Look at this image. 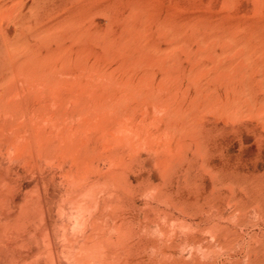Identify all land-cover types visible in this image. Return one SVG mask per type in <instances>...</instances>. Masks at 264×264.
<instances>
[{"label":"rangeland","instance_id":"374dc122","mask_svg":"<svg viewBox=\"0 0 264 264\" xmlns=\"http://www.w3.org/2000/svg\"><path fill=\"white\" fill-rule=\"evenodd\" d=\"M51 4L47 52L30 57L32 67H24L26 53L4 47L1 53L0 174L22 197L19 203L27 192L39 197L41 189L54 221L74 222L75 187L63 174L89 165L85 189L96 193L82 204L98 203V237L112 239V249L102 250L110 264H264V0ZM11 20L0 17L1 45L7 29L14 33ZM5 106L20 115L6 114ZM47 134L54 142L49 164L37 152ZM25 146L33 149L32 164L30 154L18 150ZM15 208L9 203L0 211V224L15 222ZM86 212L84 221L95 214ZM88 225L67 228L74 244L90 233ZM66 232L56 235L67 246L60 258L74 264ZM37 247L46 264L42 239ZM17 255L8 248L0 263Z\"/></svg>","mask_w":264,"mask_h":264},{"label":"bare ground","instance_id":"6f19581e","mask_svg":"<svg viewBox=\"0 0 264 264\" xmlns=\"http://www.w3.org/2000/svg\"><path fill=\"white\" fill-rule=\"evenodd\" d=\"M50 1H53V0H0V17L2 18V17H4V16H7V15H9L11 18H12V20L14 21L15 20V30H14V33L12 32V34H15L14 36H12V34L10 33V30H8L7 29V31H5V33L3 34V37H2V45H1V43H0V66H1V68H2V66H3V60H2V47H4L7 51H9V50H15V52L14 53H16V50L18 51V52H23V53H26V57H27V60L26 61H22V60H20V61H22V62H24V67H32L31 66V62L29 61V58L30 57H32V56H34L35 54L36 55H43V52L45 53V52H47V51H45L48 47H47V45H48V39H49V32H52L53 30H51V31H49V27L51 26L50 25V18H51V15H52V12H53V9H51V7L50 6H52V4L50 5ZM67 0H65V2H66ZM58 2H60V1H58ZM52 3H54V4H56L55 2H52ZM19 4V6H17ZM66 4V3H65ZM15 5L17 6V8H18V10H17V8L15 7ZM64 5V4H63ZM53 6H55V5H53ZM58 7H60L59 6V4L57 5ZM55 8V7H54ZM58 9V8H57ZM56 10V9H55ZM16 11V12H15ZM58 11H59V9H58ZM55 12V11H54ZM13 13H15V15H13ZM63 13V12H62ZM14 16V17H13ZM13 18H15V19H13ZM63 18H65V17H63ZM62 19V18H61ZM10 20V19H9ZM8 20V21H9ZM12 20L10 21V23L12 22ZM3 21V20H2ZM5 21V20H4ZM65 21V20H64ZM11 24H13V22L11 23ZM51 24H53V23H51ZM10 25V24H9ZM8 25V26H9ZM55 25V24H54ZM63 26V25H62ZM67 26V25H66ZM7 28H10V27H7ZM52 28H53V26H52ZM61 29V28H60ZM77 29H79V28H77ZM69 30V29H68ZM75 31V30H74ZM58 32V31H57ZM74 36H75V34H74ZM82 37H83V35H82ZM79 38V37H78ZM85 38V37H84ZM50 40V39H49ZM82 40V39H81ZM84 40V39H83ZM87 40V39H86ZM50 42V41H49ZM47 43V44H46ZM3 48V49H4ZM5 49H4V51H5ZM11 52V54H12V51H10ZM13 53V55H15ZM10 54V56H12ZM7 55H9L8 53H7ZM7 55H5L6 56V58H7ZM18 56V55H17ZM36 57V56H35ZM45 57H47V56H45ZM20 58V57H19ZM43 58V57H42ZM22 59H24V58H22ZM33 59V58H32ZM11 61V63H12V59L11 58H9L8 59V61ZM46 61H47V59H45ZM6 61V60H5ZM46 61H43V63L44 62H46ZM79 61V60H78ZM35 62V61H34ZM39 62H41V60L39 61ZM65 62V61H64ZM16 63V62H15ZM36 63V62H35ZM33 64V63H32ZM38 64V63H37ZM37 64H35V65H37ZM40 64V63H39ZM46 64V63H45ZM8 65H10V64H8ZM42 65V64H41ZM44 65V64H43ZM61 65V64H60ZM71 65V64H70ZM4 66H6V65H4ZM12 66H15L14 64L12 65ZM17 66H19V64L18 65H16L15 67H17ZM38 66V65H37ZM45 66V65H44ZM43 66V67H44ZM15 67H13V68H15ZM22 67V66H21ZM20 67V68H21ZM6 68H8L7 66H6ZM10 68V67H9ZM8 68V69H9ZM13 68H10V69H13ZM42 68V67H41ZM4 69V68H3ZM2 69V70H3ZM16 69V68H15ZM18 69V68H17ZM29 69H32L33 70V68H29ZM38 69V68H37ZM39 69H40V67H39ZM1 69H0V71H2ZM6 70V69H5ZM14 70V69H13ZM9 71V70H8ZM25 71V70H24ZM68 71V70H67ZM3 72H5V71H2V73ZM7 72V71H6ZM11 74H10V76L13 74V72L10 70L9 71ZM16 72H17V70H16ZM20 72V71H19ZM21 72H22V70H21ZM30 72V71H29ZM28 72V73H29ZM32 72V71H31ZM1 73V72H0ZM34 72H32L31 74H33ZM39 73H41V72H39ZM7 74V73H6ZM17 74V75H16ZM36 74V73H35ZM35 74H34V76H35ZM41 74H43V73H41ZM2 75V74H1ZM19 76L18 75V73H15L14 74V76ZM26 75H28V74H26ZM47 75V74H46ZM9 76V77H10ZM23 76H25V75H23ZM44 76H45V74H44ZM8 77V78H9ZM29 75L27 76V78H28V80L30 81V80H32V77H31V79H29ZM39 77H40V75H39ZM46 77V76H45ZM0 78H2V77H0ZM7 78V79H8ZM4 78H2V80H3ZM45 79H47V78H45ZM49 79H50V77H49ZM1 80V81H2ZM40 80V79H39ZM33 81H34V79H33ZM59 82V81H58ZM58 82H56V84L58 83ZM60 83V82H59ZM58 83V84H59ZM35 84V83H34ZM48 84V83H47ZM61 84V83H60ZM62 84H64V83H62ZM1 85V84H0ZM39 86V85H38ZM37 86V87H38ZM41 86V85H40ZM58 86V85H57ZM61 86H63V85H60V87ZM53 87V86H52ZM59 87V86H58ZM64 87V86H63ZM0 88H2L1 86H0ZM45 88V87H44ZM44 88H43V90H44ZM50 88H51V86H50ZM54 89V88H53ZM2 91L1 92H3V89H1ZM18 90V89H17ZM41 90H42V88H41ZM40 90V91H41ZM12 91H13V89H12ZM15 91V90H14ZM39 91V90H38ZM45 92V91H44ZM9 93V92H8ZM8 93H7V95H8ZM12 94V96H13V93H11ZM1 95V94H0ZM15 95V94H14ZM40 95V94H39ZM41 95H43V94H41ZM20 96V95H19ZM1 97V96H0ZM148 97V96H147ZM12 98V97H11ZM13 98H16V95L13 97ZM36 100H37V98H35ZM38 99H41V98H38ZM8 100H10L9 98H8ZM26 100V99H25ZM38 101V100H37ZM6 102V101H5ZM9 102V101H8ZM13 102V101H12ZM38 103V102H37ZM3 101L2 102H0V111L2 110V108L1 107H3ZM22 104V103H21ZM30 105V104H29ZM45 105V104H44ZM19 106V105H18ZM43 106V105H42ZM91 106V105H90ZM6 107V109L4 108V110H5V112H6V114L8 113V114H12V115H14V116H18V114L20 115V109L18 108H14V107H11V106H5ZM30 107V106H29ZM25 108V107H24ZM47 108V107H46ZM88 108V107H87ZM103 108V107H102ZM107 108H109V107H107ZM92 109V108H91ZM93 110V109H92ZM3 111V110H2ZM1 111V112H2ZM30 111V110H29ZM33 111V110H32ZM43 111V110H42ZM0 112V113H1ZM25 112V111H24ZM34 112V111H33ZM99 112V111H98ZM109 112H111V111H109ZM30 113V112H29ZM39 113V112H38ZM48 112H46V115H49L50 116V114H47ZM93 113V112H92ZM114 113V112H113ZM25 115H27L26 113H24ZM37 114V113H36ZM42 114V116H43V113H41ZM52 114V113H51ZM110 114H112V113H110ZM11 115V116H12ZM35 115V114H34ZM38 115H40V113L38 114ZM44 115H45V113H44ZM6 116H8V115H6ZM85 116H87V115H85ZM90 116V115H89ZM23 117H24V115H23ZM48 117V116H47ZM46 117V118H47ZM54 117V116H53ZM104 117V116H103ZM25 118V117H24ZM23 118V119H24ZM41 118V117H40ZM46 118H45V121H46ZM56 119L58 118V117H55ZM74 118V117H73ZM18 119V118H17ZM48 119H49V122L51 121V118H49L48 117ZM54 119V118H53ZM52 119V120H53ZM59 119V118H58ZM88 119V118H87ZM97 119V118H96ZM15 120H16V117H15ZM25 120V119H24ZM23 120V121H24ZM60 120V119H59ZM58 120V121H59ZM48 121V120H47ZM57 121V122H58ZM75 121V120H74ZM73 121V122H74ZM95 121V120H94ZM109 121V120H108ZM110 121H112V120H110ZM6 122V121H5ZM16 122V121H15ZM37 122V121H36ZM43 122H44V120H43ZM62 122V121H61ZM28 123H29V121H28ZM47 123V125L49 124V125H51V123H48V122H46ZM99 123V122H98ZM43 124H45V123H43ZM20 125V124H19ZM22 125H23V123H22ZM60 125V124H59ZM94 125V124H93ZM2 125H1V123H0V129H2L3 128V126L1 127ZM35 126V125H34ZM117 126V125H116ZM15 127V126H14ZM14 127H12V128H14ZM25 127V126H24ZM38 127V126H37ZM36 127V128H37ZM100 127V126H99ZM103 127V126H102ZM111 127V126H110ZM50 128V127H49ZM82 128V127H81ZM8 129H9V127H8ZM27 129V128H26ZM38 129V128H37ZM36 129V130H37ZM130 129V128H129ZM11 130V129H10ZM81 130V129H80ZM46 132V129L44 130L43 129V131L42 132ZM52 131H54V129L52 130ZM51 131V132H52ZM75 131H77V130H75ZM74 131V132H75ZM83 131V130H82ZM82 131H80V133L82 132ZM132 131V130H131ZM23 132V131H22ZM29 132V131H28ZM40 132H41V130H40ZM54 132H56V131H54ZM103 132H105V131H103ZM3 133V132H2ZM39 133V132H38ZM47 133V132H46ZM98 133V132H97ZM126 133V132H125ZM22 134V133H21ZM26 134V133H25ZM86 134V133H85ZM16 135V134H15ZM19 135H20V133H19ZM18 135V136H19ZM48 135V134H47ZM51 135V134H50ZM78 135V134H77ZM83 135V134H82ZM103 135V134H102ZM134 135V134H133ZM53 136V135H52ZM52 136H47V137H42V136H40L41 137V140H40V142H41V144L43 145V148H41L40 150H38L37 152H39V155L44 159V161L45 162H47L48 164L51 162V161H53V159H54V148H53V139L51 138ZM66 136V135H65ZM107 136V135H106ZM39 137V136H38ZM56 137V136H55ZM62 137V136H61ZM67 137V136H66ZM65 137V138H66ZM168 137V136H167ZM18 138V137H17ZM43 138V139H42ZM96 138V137H95ZM106 138V137H105ZM23 139V138H22ZM56 139V138H55ZM87 139V138H86ZM85 139V140H86ZM18 140V139H17ZM19 140H20V137H19ZM30 140V139H29ZM62 140V139H61ZM66 141H67V139H65ZM64 140V141H65ZM84 140V141H85ZM167 140V139H166ZM25 141V140H24ZM103 141H105V140H103ZM18 142V141H17ZM28 142V141H27ZM82 142H83V139H82ZM35 143V142H34ZM39 143V142H38ZM117 143V142H116ZM40 144V145H41ZM88 144V143H87ZM107 144H109V142H107ZM36 145V144H35ZM63 145V144H62ZM91 145V144H90ZM208 145V144H207ZM11 146V145H10ZM12 146H14L13 144H12ZM32 146V145H31ZM42 147V146H41ZM59 147V146H58ZM7 148V147H6ZM9 149V148H8ZM7 149V150H8ZM87 149V148H86ZM15 150V149H14ZM18 150L19 151H22L23 153H28V154H30V158L29 159H27L26 160V162H27V164H32V156H33V149L31 148V147H29V146H25V147H23V149L22 148H18ZM61 151H63V150H61ZM67 151V150H66ZM69 152V151H68ZM80 153H81V151H79ZM102 152V151H101ZM4 153V152H3ZM8 153H9V151H8ZM12 153V152H11ZM10 153V154H11ZM62 153V152H61ZM9 154V155H10ZM106 154V153H105ZM108 154V153H107ZM65 155H67V154H65ZM104 155V154H103ZM205 155V154H204ZM7 156V155H6ZM5 156V157H6ZM75 156H77V159L79 158V156H78V154L77 155H75ZM75 156H72V157H75ZM207 156V155H206ZM17 157V156H16ZM15 157V158H16ZM66 157V156H65ZM115 157V156H114ZM122 157V156H121ZM82 159L84 158V157H81ZM120 158V157H119ZM42 159V160H43ZM40 160V159H39ZM121 160V159H120ZM13 161V160H12ZM41 162V161H40ZM56 161L54 160V163H55ZM86 162V161H85ZM12 163V162H11ZM34 163H37V162H34ZM46 163V164H47ZM92 163V162H91ZM126 163V162H125ZM156 163V162H155ZM13 164V163H12ZM111 164V163H110ZM113 164V163H112ZM111 164V165H112ZM1 165V164H0ZM26 165V164H25ZM37 165H39L38 163H37ZM41 165V164H40ZM53 165V163L51 164V166ZM55 165V164H54ZM96 165V164H95ZM100 165V164H99ZM48 166V165H47ZM50 166V165H49ZM2 167H4V166H2ZM9 167V166H8ZM25 167V166H24ZM56 167V166H55ZM109 167V166H108ZM114 167V166H113ZM90 166L88 165H85V167H82L81 169H79V168H77L76 169V171H73L72 169H70L69 171H67L66 173L64 172V174H63V171H62V174L63 175H65L66 174V176H67V178H69V180L71 179L72 181H70L71 183L73 182V184H74V187H75V189L73 190V195H71V204H74L75 205V207H76V209L74 208V212H72L71 213V216H73V220H74V222L73 221H70V223L69 224H67V223H63V221H62V223H60L58 220H55L54 221V219H53V217L54 216H52L51 214H50V210H49V207L48 206H50V205H48L47 206V203H48V200H47V196H46V193H43L42 191H41V189L39 190V197H37L36 196V198L34 199V198H32V199H30V197L31 196H34V195H29L28 194V192L25 194V198H23V199H25V202L24 203H19V201L18 200H22V197L20 196V197H18V194H17V196L15 195V193H14V190H15V187H13L10 183H6L5 181V178L2 176V174H0V211L3 209L4 210V208H5V206L7 205V204H9V203H15V206H16V208H15V210H13L14 212H15V214H17V218H16V220H15V222L14 223H12V222H10V221H7V223H5V224H0V262L2 261V259H1V255L2 254H6V249L8 250V248H9V250H12L13 252H18V255H19V257H16L15 259H10V260H8V262H7V264H41L42 263V260H43V256L41 255V251H38L37 252V249H38V247H37V245L39 244V240L40 239H42V241H43V243L45 244V251H46V256H48V258L44 261L46 264H69V263H67V262H65V261H62L61 260V258H60V251L62 250V251H64L65 249H66V247L67 246H65L64 247V249H63V246H61V244L57 241V233L60 231V228L62 229H65V232H66V230H67V228H69L71 225L74 227V228H77L78 227V229H76L77 231H80L79 230V227L81 228V229H85V228H83L85 225L87 226V224L89 223V225L88 226H90V229H91V231H89L90 233H87V236H85L84 237V239H81V240H83L81 243L80 242H78V243H75L74 244V242H72V240H73V238H72V236H74V234H72V232H71V234L70 233H68V232H66V233H64L63 235H62V239H63V242H70L71 244H72V246L68 249V250H66V251H68V256H71L74 260H75V263L74 264H90V262H93V263H91V264H94V262H104V263H106V264H110L111 263V257L110 256H106V255H104V253H103V255H102V250L103 251H106V252H108L109 251V249H112V243L110 242V240L112 241V239H110V240H106V239H101V238H99L98 237V233H97V230H99V228H98V224H100V223H98V220H97V218H96V205L98 204H92V203H90V202H88V203H90V204H85V205H83L82 204V199L84 198V197H89L90 199H91V197L92 198H94L95 196V193H96V191L95 190H90L89 188V190H86L85 188H86V186H87V184H86V182H85V180L87 179H85V173L87 174V169H88V171L90 170ZM3 169V168H2ZM46 169H48V168H46ZM46 169H45V171H46ZM58 169V168H57ZM125 169V168H124ZM1 170V169H0ZM12 170V169H11ZM56 170V169H55ZM82 170V171H81ZM111 170H113V169H111ZM2 171V170H1ZM14 171H15V169H14ZM18 171V170H17ZM16 171V172H17ZM65 171V170H64ZM107 171V170H106ZM108 171H110L109 169H108ZM47 172V171H46ZM47 173H50V172H47ZM56 173V172H55ZM4 174V173H3ZM42 174V173H41ZM16 175V174H15ZM57 175V174H56ZM59 175V174H58ZM95 175V174H94ZM97 175V174H96ZM122 175V174H121ZM17 176H19L18 174H17ZM42 176V175H41ZM66 176H65V178H66ZM90 176V175H89ZM91 176H92V174H91ZM51 177V176H50ZM62 178H63V176H62ZM66 178V179H67ZM99 178V177H98ZM65 179V180H66ZM92 179V178H91ZM93 179H95V181L94 180H92V181H94L95 183L97 182L96 181V177L95 178H93ZM113 179V178H112ZM112 179H111V181L110 180H108V181H106L105 182V184H110L111 185V183L113 182L112 181ZM56 180V179H55ZM54 180V181H55ZM64 180V181H65ZM53 181V180H52ZM67 181V180H66ZM16 182H18V181H16ZM21 181H19V183H20ZM47 182V181H46ZM62 182V181H61ZM94 182H91L92 184L94 183ZM99 182V181H98ZM48 184H49V182H47ZM64 183V182H63ZM69 183V182H68ZM90 183V182H89ZM90 183V184H91ZM122 183V182H121ZM48 184H46V185H48ZM98 184V183H97ZM167 184V183H166ZM51 185V184H50ZM71 185V184H70ZM85 186V187H84ZM101 186V185H100ZM104 186V185H103ZM42 187V186H41ZM40 187V188H41ZM68 187V186H67ZM84 187V188H83ZM90 187H92V185L90 186ZM93 187H94V185H93ZM105 187V186H104ZM59 188V187H58ZM68 188H70V187H68ZM36 189H38V188H36ZM50 189V188H49ZM93 189V188H92ZM108 189H110V188H108ZM51 191V190H50ZM54 191V190H53ZM58 191V190H57ZM36 192V191H35ZM52 192V191H51ZM31 193V192H30ZM55 193V192H54ZM63 193V192H62ZM37 194V193H36ZM53 195V194H52ZM48 196H50V195H48ZM54 197H56L55 196V194L53 195ZM108 196V195H107ZM51 197V196H50ZM57 198V197H56ZM37 199V200H36ZM50 199H52L53 200V198H50ZM114 199V198H113ZM36 200V201H35ZM92 201H93V199H91ZM54 201H56V200H54ZM91 201V202H92ZM64 202V201H63ZM67 202H69V201H67ZM110 202V201H109ZM175 202V201H174ZM56 203H58V202H56ZM70 204V205H71ZM59 205H60V203H59ZM64 205H65V202H64ZM64 205L62 206V207H57V208H64ZM61 206V205H60ZM73 206V205H72ZM72 206L70 207V208H72ZM96 206V207H95ZM98 206H100V204L98 205ZM13 207V206H12ZM74 207V206H73ZM7 208V207H6ZM9 208V207H8ZM56 208V209H57ZM111 208V207H110ZM109 208V209H110ZM66 209V208H65ZM64 209V210H65ZM73 209V208H72ZM98 209V208H97ZM102 209V208H101ZM117 209H118V207H117ZM183 209V208H182ZM93 210H95V214H92V215H90V218H88V220L86 219V221H84L85 219H84V217L82 216V215H85L86 216V214H84L86 211V213H88L89 211H93ZM61 212H62V210H60ZM60 211H58V212H60ZM68 211V210H67ZM71 211H73V210H71ZM98 211V210H97ZM9 213H11L10 211H8ZM100 211H98V213H99ZM114 212V211H113ZM2 213L4 214V212L2 211ZM8 213V214H9ZM66 213V212H65ZM91 213V212H90ZM89 213V214H90ZM109 213V212H108ZM206 213V212H205ZM1 214V213H0ZM9 215H11V214H9ZM69 214H67V216H68ZM101 215H104V214H101ZM1 216V215H0ZM8 216V215H7ZM11 216H13V215H11ZM62 217H63V215H61ZM88 217V216H87ZM86 217V218H87ZM72 218V217H71ZM82 218H83V220H82ZM13 219V218H12ZM67 219H69V217L67 218ZM66 219V220H67ZM1 220V219H0ZM63 220V219H62ZM65 220V221H66ZM70 220V219H69ZM114 223H115V221H114ZM31 225H35L36 227H37V232H36V234H31L30 233V229H31ZM114 226V225H113ZM123 226V225H122ZM119 227H120V225H119ZM10 228H14V229H16V230H13L14 232H12V231H8V229H10ZM114 229V228H113ZM115 230H116V228H115ZM62 231V230H61ZM73 231H75V230H73ZM84 231V230H83ZM82 231V232H83ZM112 231V230H111ZM108 232V231H107ZM110 232V231H109ZM124 232V231H123ZM15 233V234H14ZM62 233V232H61ZM74 233V232H73ZM112 233H114V231L112 232ZM128 233H130V232H128ZM30 234V237L34 240L33 242H34V244H36V247L34 248V247H30V245H29V243H28V239H27V236ZM103 234H105V235H107L106 233H103ZM111 234V233H110ZM109 234V235H110ZM76 235H77V233H76ZM101 235H102V233H101ZM112 235V234H111ZM120 235V234H119ZM78 236V235H77ZM104 236V235H103ZM126 236V235H125ZM29 237V236H28ZM80 237V236H79ZM104 237H107V236H104ZM122 237V236H121ZM118 239V238H117ZM119 240V239H118ZM17 241H22L20 244H18V245H14L15 244V242H17ZM79 241V240H78ZM119 242H121V241H119ZM69 243V244H70ZM200 246H201V244H200ZM199 246V247H200ZM233 246V245H232ZM235 246V245H234ZM117 248H119V247H117ZM22 250H26L27 251V253L24 255V253L22 254L21 252H19V251H22ZM113 251V250H112ZM64 254H66V252L64 253ZM112 254V253H111ZM17 255V256H18ZM44 255V254H43ZM62 256H63V254H61ZM45 256V255H44ZM249 256V255H248ZM12 257V256H11ZM10 257V258H11ZM14 257V256H13ZM4 258V257H3ZM46 258V257H45ZM255 258H256V256H255ZM254 258V259H255ZM115 259V258H114ZM117 259V258H116ZM115 259V260H116ZM124 259V258H123ZM186 259V258H185ZM30 260V261H29ZM114 261V260H113ZM121 261V260H120ZM125 261V260H124ZM119 262V261H118ZM4 263V262H3ZM189 263V262H188ZM1 264V263H0ZM73 264V263H72ZM96 264V263H95ZM115 264V263H114ZM118 264V263H117ZM125 264V263H124ZM127 264V263H126ZM203 264V263H202ZM257 264V263H256Z\"/></svg>","mask_w":264,"mask_h":264}]
</instances>
